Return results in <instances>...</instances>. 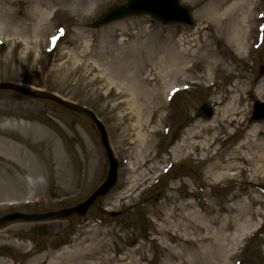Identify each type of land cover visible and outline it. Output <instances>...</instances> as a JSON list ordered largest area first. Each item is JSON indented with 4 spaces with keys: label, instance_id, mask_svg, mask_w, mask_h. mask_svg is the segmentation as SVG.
Here are the masks:
<instances>
[{
    "label": "rangeland",
    "instance_id": "1",
    "mask_svg": "<svg viewBox=\"0 0 264 264\" xmlns=\"http://www.w3.org/2000/svg\"><path fill=\"white\" fill-rule=\"evenodd\" d=\"M125 1L103 0L84 12L85 0H0V82L47 90L93 110L119 163L115 187L85 216L0 225V263L264 264V168L243 164L220 180L208 171L207 158L220 152L227 160L249 127L236 120L216 134H186L209 123L197 108L208 103L215 115L234 84L247 125L264 126L251 117L253 102L264 101V0H256L260 18L240 54L228 42L234 28H245L248 10L236 7L239 0H219L214 20L206 7L217 0H181L193 9L191 27L148 16L91 27ZM214 57L218 68L208 76ZM226 64L230 75L219 71ZM170 87L185 89L168 101ZM219 95L222 102L213 100ZM14 114L47 135L28 134L39 171L22 158L23 171L15 169L0 156V216L74 206L103 181L108 163L87 116L0 90V118ZM10 127L0 122L1 131Z\"/></svg>",
    "mask_w": 264,
    "mask_h": 264
},
{
    "label": "bare ground",
    "instance_id": "2",
    "mask_svg": "<svg viewBox=\"0 0 264 264\" xmlns=\"http://www.w3.org/2000/svg\"><path fill=\"white\" fill-rule=\"evenodd\" d=\"M85 1L86 2L84 5H80L81 8L85 6L83 9L84 12L94 9L99 2L100 3L103 2V0H85ZM239 1H240V5L238 6L236 5V7L240 8L241 10L247 7L246 10H248L247 12L248 14L243 15V20H242V22L245 23L244 24L245 28L243 29V31L241 30L242 28L241 29L234 28L233 31L231 30L233 32L231 34L232 38L228 39V42L234 45V50L235 53L237 54H240L243 49H246L248 47L249 31L250 29L252 30L254 29L253 28L254 26H252V24L259 18L258 15L259 10H257L256 9L257 7L255 6L258 4L256 0L254 1V3L252 0H239ZM242 2L243 5H241ZM221 4L222 2L217 0L215 5L213 3L210 6L208 5L206 7V9L209 7L213 9L214 11L213 13L214 15L212 16L213 20L214 18H216V15H218V9ZM232 8L234 9L235 6L232 5ZM47 14H49V12ZM231 15L233 16L234 13H232ZM184 38L185 37H183L180 40L182 41ZM186 44L187 46L189 45L188 40L186 41ZM215 59L216 57H214L212 61L207 60L206 70H208V73H206V75L209 74L208 76H210L212 73L215 72L214 67L218 68L217 66L219 63L214 62ZM228 67L229 66L226 64L225 67L219 69V71L221 70V72H223L224 75H230V73L232 72ZM182 69L187 70V66L186 67L183 66ZM237 85L238 84L231 85L228 91L226 89V92L228 93L227 103L220 110L218 109L216 110L215 115H213L212 118L208 119L207 121L209 122L208 124L198 123L196 126L191 127L186 132L187 135L193 137L198 136L199 133H202L203 131H211L213 132V134H216L217 129L225 128L227 127V125L236 122V120L240 128H245L246 126L249 127V131L246 134V137L237 145L236 148L232 150V152L229 155L230 157H228L227 160L223 159V161H221L220 157H218L221 155L220 152H215L214 154H212L210 157L207 158L211 160L208 166L209 175L211 176V178L216 180H220L223 177H225L227 170H232L233 168L243 170L242 169L243 164L253 165L255 168L259 166L260 169L264 168V134L261 131H259L260 129L264 131V126L262 125L261 122L254 124L249 123V125H247V122L243 118L242 111L239 109V105L241 103V96H240V89ZM213 100L222 102L223 101L222 95L215 96ZM238 115L239 118L237 117ZM1 121L3 122L5 121L6 124L11 125V127L9 128L10 130L8 131L0 130V156L6 157L7 160H11L12 162L16 163L17 165L15 166V169H19L23 171V167L17 161L19 158H22L24 160L29 161V165L33 166L34 168L37 169V171H39L40 167L39 166L37 167L38 164L37 165L34 164L33 163L34 161L31 158V154L35 152V150L32 148L34 147L33 145L34 143L29 141L28 134L33 132L34 136H37L39 138V134H46L44 132V128L35 124L34 122L28 123L25 120V118L20 114H14L13 116L6 117L5 119L0 118V122ZM216 122H218L219 124L218 125L211 124ZM220 123L222 125H220ZM201 143L204 144L205 146L208 144L205 138L201 141ZM57 150L63 152L58 144H57ZM68 155L72 156V151L70 148H68ZM28 157L30 160L28 159ZM238 159L242 161L241 162L242 164L236 163ZM230 175H234V172L231 171ZM235 192H237V190H235ZM221 209L222 208H220L219 211ZM1 260L2 259H0V262Z\"/></svg>",
    "mask_w": 264,
    "mask_h": 264
},
{
    "label": "water",
    "instance_id": "3",
    "mask_svg": "<svg viewBox=\"0 0 264 264\" xmlns=\"http://www.w3.org/2000/svg\"><path fill=\"white\" fill-rule=\"evenodd\" d=\"M191 7L181 4L180 0H128L125 4L113 6L108 12L103 14L98 20L92 23L93 27L127 17L131 15H149L164 24H182L193 25L194 21L191 15ZM0 89L13 90L24 95L48 99L57 104L68 108L70 110L83 113L96 126L99 134L100 141L104 147L108 159V172L102 184L82 203L76 206L60 209L57 211H50L46 213H32L26 214L21 212H13L0 217V225L15 220L22 221H40L45 219H56L66 217L71 214L84 215L87 209L94 203L97 197L105 195L116 183L118 162L114 157L112 149L108 142L107 133L104 125L89 108L69 101L58 95L41 90L38 88H29L18 83L13 82H0ZM197 114L203 118H210L212 110L209 104H204L197 109ZM253 118H264V102L254 103Z\"/></svg>",
    "mask_w": 264,
    "mask_h": 264
}]
</instances>
